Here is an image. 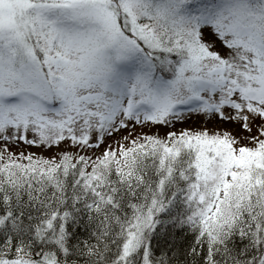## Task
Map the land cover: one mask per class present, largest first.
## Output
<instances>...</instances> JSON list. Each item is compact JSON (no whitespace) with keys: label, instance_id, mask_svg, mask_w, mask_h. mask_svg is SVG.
Wrapping results in <instances>:
<instances>
[{"label":"snow or ice","instance_id":"1","mask_svg":"<svg viewBox=\"0 0 264 264\" xmlns=\"http://www.w3.org/2000/svg\"><path fill=\"white\" fill-rule=\"evenodd\" d=\"M0 264H264V0H0Z\"/></svg>","mask_w":264,"mask_h":264}]
</instances>
